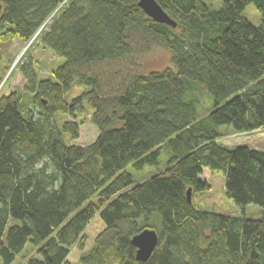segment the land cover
<instances>
[{
    "label": "trees",
    "instance_id": "trees-1",
    "mask_svg": "<svg viewBox=\"0 0 264 264\" xmlns=\"http://www.w3.org/2000/svg\"><path fill=\"white\" fill-rule=\"evenodd\" d=\"M155 1L175 27L148 18L138 0H0V43H30L15 66L22 91L0 87L3 264L27 242L36 257L21 264H264V214L239 218L192 201L209 189L200 178L207 170L224 174L238 207L264 209V150L217 143L223 126L264 132V0H221L218 9L203 0ZM248 4L260 15L258 27L241 17ZM37 45L63 59L50 78L33 67ZM133 45L140 54L164 49L170 64L103 93L91 64L123 60ZM194 84L213 104L200 119L189 94ZM74 86L84 90L70 97ZM88 107L97 137L88 146L65 143L63 135L79 138L76 119ZM161 155L164 168L142 181L126 170L157 166ZM45 156L51 174L48 163L34 170ZM145 228L158 241L142 263L130 240Z\"/></svg>",
    "mask_w": 264,
    "mask_h": 264
},
{
    "label": "rangeland",
    "instance_id": "rangeland-1",
    "mask_svg": "<svg viewBox=\"0 0 264 264\" xmlns=\"http://www.w3.org/2000/svg\"><path fill=\"white\" fill-rule=\"evenodd\" d=\"M204 3L214 9H218L221 6V0H203ZM241 17L248 20L253 26L258 27L260 25V15L253 4H248L241 12ZM26 45L18 40L12 42L0 43V51L2 53V60L0 63V76L3 87L2 92L9 94L14 90L22 91L25 82L20 76L19 72L15 68L18 61H25L26 58H22L25 52ZM137 46L133 45L132 53L123 60L116 61H101L91 64L92 73L98 77L102 86V91L105 94L108 92L116 91L119 83L126 76H131L138 73H148L152 70H160L170 64V58L168 53L160 47H152L147 53L140 54L137 51ZM24 51V52H23ZM23 52V53H22ZM22 53V54H21ZM32 60L34 63V69L38 78H50L51 72L63 63V59L56 57L49 50L42 49L39 45L33 47ZM16 63L14 64L15 60ZM14 66L12 67V65ZM15 72L14 77L7 79L10 71ZM7 79V80H6ZM108 82H112V87L106 86ZM193 88L189 94L192 95L191 100L186 94L184 99L191 100L195 108V118L200 119L209 114L213 109L212 99L210 95L199 89L197 84L193 85ZM84 90L83 87L74 86L70 91V97L78 95ZM25 106H31V100L26 99V95L23 94V100ZM84 106H87L86 104ZM86 113L79 116L76 119L79 125V138L73 141L69 140L67 135H63L65 143H71L78 146H88L97 137L98 131L95 126L90 122L91 109H85ZM63 120L70 121L68 116H57V122L60 123ZM220 132L223 136L218 139L217 143L232 149L237 146H246L249 148H255L264 150V132L253 133H235L230 127L223 126L220 128ZM166 162V157L161 155L159 157V163L154 167H145L141 171H136L129 164L126 167L133 179L142 181L151 175H154L161 171ZM202 181H206L209 185V189L203 191H197L193 194V205L195 208L212 211L215 213L243 217L248 219H260L264 214V209L254 205L248 204L243 208L238 207L229 197H227L224 189V174L222 172L209 173L207 170L200 177ZM9 223H16V220L11 219ZM10 225V224H9ZM36 249L34 246L27 242L24 249L16 255L15 260L11 264H21L29 259L36 257ZM0 264H3L0 258Z\"/></svg>",
    "mask_w": 264,
    "mask_h": 264
},
{
    "label": "water",
    "instance_id": "water-1",
    "mask_svg": "<svg viewBox=\"0 0 264 264\" xmlns=\"http://www.w3.org/2000/svg\"><path fill=\"white\" fill-rule=\"evenodd\" d=\"M137 5L143 10L145 15L151 20L160 23L167 24L169 26L175 27L173 20L167 15V13L157 4L155 0H138ZM30 43H28L24 49H27ZM23 51V52H24ZM22 52V53H23ZM21 53V54H22ZM15 60L14 64L16 63ZM12 65V67L14 66ZM187 200H191V188L187 189L186 192ZM158 241V235L155 230L150 228H145L138 234L134 235L130 243L135 248V260L137 262H146L152 252L154 251Z\"/></svg>",
    "mask_w": 264,
    "mask_h": 264
},
{
    "label": "clouds",
    "instance_id": "clouds-1",
    "mask_svg": "<svg viewBox=\"0 0 264 264\" xmlns=\"http://www.w3.org/2000/svg\"><path fill=\"white\" fill-rule=\"evenodd\" d=\"M45 163H48L49 166L47 168V172L48 173H53L55 171L54 167L49 163V158L47 156H45L43 159H41L40 161H37L35 164H34V170H39L41 168L44 167ZM59 183L60 181L58 180L54 185H53V188H58L59 187Z\"/></svg>",
    "mask_w": 264,
    "mask_h": 264
}]
</instances>
